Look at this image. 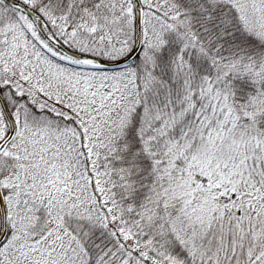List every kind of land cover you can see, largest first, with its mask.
I'll return each instance as SVG.
<instances>
[{
	"label": "snow or ice",
	"instance_id": "obj_1",
	"mask_svg": "<svg viewBox=\"0 0 264 264\" xmlns=\"http://www.w3.org/2000/svg\"><path fill=\"white\" fill-rule=\"evenodd\" d=\"M0 264H264V0H0Z\"/></svg>",
	"mask_w": 264,
	"mask_h": 264
}]
</instances>
